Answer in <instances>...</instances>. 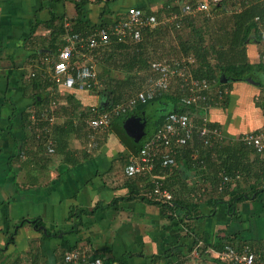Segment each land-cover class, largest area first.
<instances>
[{
    "label": "crops",
    "instance_id": "obj_1",
    "mask_svg": "<svg viewBox=\"0 0 264 264\" xmlns=\"http://www.w3.org/2000/svg\"><path fill=\"white\" fill-rule=\"evenodd\" d=\"M104 1H108L107 6L91 2L83 8L87 27L100 24L104 18L118 20L130 7L159 11L160 20H167L170 14L178 12V0ZM115 1L120 4L114 5ZM18 5L32 13L25 25L6 17V13ZM52 16L61 17L63 23L74 20V4L64 0H0V264H63L61 257L66 248L79 246H87L94 256L103 258L107 264H119L120 260L123 264H151L150 256L172 246H178V251L183 253L184 264H227L217 258L216 251L209 248L200 253L198 248L202 247L201 244H215L224 233L238 234L241 240H264V180L221 197L219 194L222 192L217 190L221 179L214 188L208 182L209 172L218 168L217 160L206 161L209 166L202 177L186 167L183 159L173 174L163 177L167 179L169 191L176 192L183 202L192 203V211L188 214H194L192 208L196 204V212L200 214L196 219H187L180 225L178 219L169 222L168 215L159 206L130 199L135 194L143 196L150 185L124 175V167L133 155L129 147L132 139L123 129L126 119L115 121L113 126L105 129L92 130L93 136L91 134L88 140L68 138L67 152L70 151L71 155L66 154L67 159L47 154L43 146L34 147L31 151L25 149L27 154L23 152L28 145L25 144L26 135L20 128L19 117L22 112L33 115L29 98L24 97V74L31 67L39 69L42 66L47 70L55 52L64 44L65 32L59 33L55 29L58 35H54L56 40H60V45L51 52L49 44L54 38V30L47 28L45 23ZM36 21L41 23L33 34L31 28ZM53 26H59V20ZM40 27L45 31L39 32ZM259 50L260 46L256 45L248 49L251 63L258 62ZM42 52L45 54L38 55ZM7 56H12L15 62L20 60V68L13 70L12 65H8L10 60ZM43 57L48 58V65L39 64ZM225 79L219 77V83L225 84L226 104L212 107L206 114L208 121L215 123L222 132L220 146L238 144L242 135L264 132V99L261 101L264 90L260 97L258 92L249 90L254 84H246L244 82L247 81L242 80L237 81L238 85H231L230 80L223 82ZM256 83L261 86L260 82ZM50 92L53 96L57 93L65 96L64 92L56 93L51 88ZM73 93L82 107H101L104 103L95 94ZM249 94H252V104L247 98ZM58 101L55 106L50 103L51 107L65 103L64 99ZM250 105H253L252 109ZM13 112L16 113L12 117ZM9 118L14 122L11 127ZM56 119L53 117L51 126ZM58 121L62 119L58 118ZM86 127L92 129L88 125ZM121 133L128 139H122ZM103 138L105 142L101 143ZM49 142L51 139L47 141V149ZM259 154L260 158L264 156V152ZM213 176L219 178L221 173L215 172ZM226 178L232 181L225 188L233 191L232 186L242 179V175L238 173ZM259 189L263 191L255 193ZM239 192L251 195V199L234 203L232 195ZM187 225L193 226L196 236L201 238V243L190 255L185 253L186 246L193 242L192 238L185 237ZM12 233L13 243L6 245ZM128 254L129 257L124 259Z\"/></svg>",
    "mask_w": 264,
    "mask_h": 264
},
{
    "label": "trees",
    "instance_id": "obj_2",
    "mask_svg": "<svg viewBox=\"0 0 264 264\" xmlns=\"http://www.w3.org/2000/svg\"><path fill=\"white\" fill-rule=\"evenodd\" d=\"M51 1L56 2L63 0ZM64 1L74 4L76 18L71 21L67 20L73 31L79 32L94 29L96 27H107L110 26L113 21H116L104 18L100 24L87 27L88 24H86V21L83 18V8L86 4L91 2H88V0ZM95 2L98 4H104L105 6L108 4V1L104 0H96ZM226 5H230L229 7H231L228 8L229 12L227 11V13L224 11ZM235 5L236 0H223L219 5L212 7L209 12H198L194 16L186 17L178 23H172L171 27L165 28V26L163 28L157 27L152 30H144L142 32V40L139 43L127 44L116 42L115 39H113L112 43L107 45V47L91 53L96 65L101 67V72L98 73L101 87L84 92L99 96L104 103L101 107L99 106L97 108L101 112L109 111L115 105L125 103L128 99L134 97L137 92L148 86L157 78V75L153 73L150 68L152 61H171L175 59H185V67L195 79L212 81L221 89H225V84L222 85L219 83L220 76L231 82L251 79L258 83L260 82L262 87L264 85V52L259 51L258 62L251 63L248 59L247 51L250 49V46H259L262 42L255 18L259 17L260 19H264V1L250 3L247 6L242 7L239 11L235 8ZM139 9L147 15H155L156 17H159L160 14L159 11L150 12L143 7ZM105 12L103 14L109 13ZM213 12L216 15L215 18L210 16ZM123 15H125V13ZM58 20L59 26H53L55 21ZM40 23L41 22L36 21L31 28V33H35L37 25ZM165 24L166 23L160 25ZM45 25L47 28H52L54 30L53 35L57 34L55 29H57L59 33L64 32V23L61 17L52 16ZM170 29L175 32V35L172 38L169 34ZM53 37L54 38L49 44L50 47H52L51 52L56 50L60 45V40H56L55 35ZM170 39L176 41L177 46H173L171 56L161 58L160 56L162 55V52L164 53L165 49L163 48L164 50H159L158 47H163L166 41H169ZM147 50L152 52L146 53ZM40 54L44 55L45 53L42 52L38 55ZM152 54L154 56V58L152 56L153 59H151L150 56ZM117 56H120L119 61L116 58ZM7 59L10 60L13 70L19 67L16 66L12 56H7ZM121 59H123V61H121L122 63L120 64L119 62ZM117 65H120L121 68L118 69ZM110 68H117L118 70L123 71L125 77L120 80H112L111 78H108L110 77ZM24 76V79L26 80L23 83L24 97L29 98V107L33 109L34 121L31 120V113L28 114L22 112L19 117L20 128L24 130L26 135L25 144L28 145H26L28 149L24 148L23 152L27 154L26 150L29 151L34 147L41 148L43 146L47 154H56L67 159L66 154L70 153L69 155H71V152L69 151L68 153L67 149L69 150V139L72 136L76 139L88 140L92 132L96 131L94 128L88 129L86 127V125H88L86 122H88V119L93 115L91 109L96 106L82 107L80 101L74 97L73 92L76 90L66 89L59 86L61 83L49 79L47 76V70L42 66H40L39 69L31 67L30 71L24 74ZM50 88L51 91L55 90L56 93L60 91L64 92L62 94L65 96H61L58 93L53 96L50 92ZM68 91H71L72 93H66ZM186 93V88L181 87L178 79L172 80L170 81L167 90L159 92L154 99L145 103L136 102L133 106L128 108L126 112L118 115L112 114L108 126L111 127L115 121H124L130 116L142 117L146 122L145 135L147 137L152 135L162 125L164 118L168 113H186L187 111L194 113L193 122L199 125L201 123L199 119H201V116H204L206 113H204L202 109L195 110V108L190 106L185 107L181 102V98ZM225 97H227V95H225ZM59 98L64 99V105L60 104L56 108L51 107L52 104L50 105V103L52 102L54 106L58 105ZM215 103L217 104H213V107L216 108L225 105L226 100L217 101ZM11 108L14 110L13 106H11ZM15 113L16 112H13L12 117ZM53 117L57 119L51 126L50 122L53 121ZM58 118H61L62 121L59 122ZM9 123L10 127L14 125L12 118H9ZM207 126L209 128L217 127L215 123H210L209 121L207 122ZM85 127L90 131L86 130ZM243 136L244 135L238 138V144H222L220 146V143L222 142H219L218 140L214 142L211 147H208L204 144L202 138H198L197 135L193 134L191 140L177 152V155L175 156L176 167L172 174L176 171L177 164L183 159V163L186 167L190 168L196 176L202 177L204 170L209 166V164H206V161L209 163V161L213 162L217 160V170L214 168L209 172L210 175L208 182L213 188L216 183L219 184L220 179L222 181V177H234L238 173L242 175L241 180L238 179L235 181V184L233 183V191L225 187L221 191L217 188L219 193L222 192L219 194L221 197L227 193L231 194V192H238L242 188L244 189L248 187V185L264 180V156L260 158L261 154H259L252 146L245 144L241 140ZM120 137L124 140H126V138L128 139L123 133L120 134ZM49 139H51L53 144L51 145V147L53 146V152L51 153L48 152V149L46 148ZM130 141L131 144L129 147L131 154H137L142 145V140L139 143H135L133 140ZM104 142L105 138L102 139L101 143ZM196 154H198V156ZM213 154L214 157L212 158L211 156H213ZM154 164L152 174L155 180L154 182H152L147 176L133 178L143 182L146 181L145 183L149 184L150 188L143 196L135 194L129 198L159 206L162 212L168 215L167 218L169 222L178 219L177 222L180 225L187 219H196L195 217L200 215L196 212V204H194L195 207L193 206L192 208L194 209V214H188V211H192L190 210L192 203L188 201L183 202L176 192L170 190V193H172V200L170 203L156 202L148 198V194L153 191L156 182H162L166 188L168 186L166 184L167 179H163L165 176V170L161 167L160 160H156ZM215 172L217 174L221 173V176L219 178L213 176ZM233 179L235 180V178ZM203 187H206L205 183H203ZM260 191L263 190L259 189L258 191H255V193ZM244 199H251V195L248 196L244 192L232 195V201H234V203ZM234 203L231 204V208ZM178 212L181 214L178 215ZM201 217H204V215ZM34 223H37V220H35ZM38 226L39 225H36V227ZM193 230V226L187 225L185 237L193 239L191 245L186 246L185 253H188L189 255L194 251L197 244L201 243V238L197 237ZM47 234H49V231H47ZM47 234H45V236H48ZM13 237L14 234H10L6 245L13 243ZM201 245L202 247L200 246L201 248H198L199 251H201L200 253H204L209 248L213 251L220 252L226 245L234 247L248 245L258 257L264 258V240H241L238 234L224 233V236L219 237L215 244ZM177 248L178 246L168 247L164 252L150 256L151 264H184L182 260L185 256L181 251H178ZM70 249L72 248L67 247L66 251ZM128 257L129 254L126 255L124 259ZM61 258V261L63 262V255ZM118 263L123 264V261L120 260Z\"/></svg>",
    "mask_w": 264,
    "mask_h": 264
},
{
    "label": "built area",
    "instance_id": "obj_3",
    "mask_svg": "<svg viewBox=\"0 0 264 264\" xmlns=\"http://www.w3.org/2000/svg\"><path fill=\"white\" fill-rule=\"evenodd\" d=\"M79 1V0H74ZM96 0H88L95 2ZM223 0H178V12L170 14L168 19L158 21L155 15H147L141 9L127 8L124 17L113 21L110 26L96 27L85 31H73L69 22L64 23L63 46L58 48L54 60L49 63L47 76L69 90L80 92L101 87L98 78V70L93 53L116 42L135 44L142 40L144 30L155 29L166 22L178 23L184 17H192L198 12H209L212 7L219 5ZM264 0H236L235 8L239 11L250 3ZM261 36V51L264 52V19L255 18ZM264 58V56H263ZM48 58L43 57L39 64H48ZM151 71L157 75L148 86L137 92L134 97L125 103L115 105L111 110L101 112L97 107L91 109L93 115L87 124L94 129L108 127L112 114L118 115L126 112L136 102L145 103L155 98L164 90H167L170 81L179 80L181 87L186 88V94L181 98L185 107L202 109L204 113L213 107L215 102L224 100L225 91L212 81L198 80L185 67V59L171 61H152ZM264 89V85H263ZM191 111L186 113H168L162 125L150 136L142 139V145L137 154L132 155L124 167V175L127 178L149 176L154 182L153 169L156 160H160L161 167L167 176L176 167L175 156L192 138L193 134L202 138L205 145L211 147L214 142L222 140V132L218 128L207 126V115L201 116L200 124L193 122ZM31 120L34 121L33 115ZM241 140L248 146H252L258 153L264 152V132L249 133ZM49 142L48 152H53ZM228 181V182H227ZM231 179L222 177L218 190H223ZM148 198L156 202L170 203L172 194L162 182L154 184L153 191ZM217 258L227 264H264V258L258 257L248 245L234 247L226 245L224 249L216 253ZM63 264H107L101 257L94 256L87 246L74 247L63 254Z\"/></svg>",
    "mask_w": 264,
    "mask_h": 264
},
{
    "label": "rangeland",
    "instance_id": "obj_4",
    "mask_svg": "<svg viewBox=\"0 0 264 264\" xmlns=\"http://www.w3.org/2000/svg\"><path fill=\"white\" fill-rule=\"evenodd\" d=\"M153 1V0H152ZM114 5L116 4V5H119L120 4V2H114L113 3ZM230 5H226L225 6V12L227 13V11L229 12V9L228 8H231V7H229ZM227 7V8H226ZM31 15H32V13L28 10V9H25L24 7L22 8V5H18L16 8H14V7H12V9L10 10V11H8L7 13H6V17L7 18H9V19H11L13 22L15 21V23H23L24 25H25V22L27 23V20L28 19H30V17H31ZM210 16H212V18H215V14H214V12L213 13H211L210 14ZM158 18V17H157ZM160 19L158 18V21H159ZM24 21V22H23ZM166 26V27H165ZM172 26V24H170V22H166V24L165 25H159V26H157V27H165V28H167V27H171ZM156 27V28H157ZM45 31V29L42 27H40V29H39V32H44ZM168 34V33H167ZM169 34H170V36H171V38L175 35V32L173 31V30H169ZM167 37V36H166ZM173 46H177V44H176V41H174L173 39H170L169 41H166V43L164 44V46L163 47H158V49L160 50V49H162V50H164V53L162 52V55L160 56L161 58H165V57H168V56H171L172 55V48H173ZM260 46V50L259 51H261V44L259 45ZM164 48V49H163ZM157 49V50H158ZM149 52H152V51H149V50H147L146 51V53H149ZM151 56V59H153L154 58V56H153V54L152 55H150ZM152 56H153V58H152ZM158 56V55H157ZM117 58V60L119 61V59H120V56H117L116 57ZM18 59V58H17ZM16 59V60H17ZM155 59H157V58H155ZM116 60V61H117ZM121 61H123V59H121L120 60V64L122 63ZM21 62H22V60H21ZM8 63V62H7ZM16 63V65H18L19 67L18 68H20V66H21V63H20V60L18 61H16L15 62ZM11 63L9 62V64L8 65H10ZM0 65H2V61L0 62ZM12 65V64H11ZM116 65V64H115ZM97 66V65H96ZM117 67H118V69L119 68H121V66L120 65H117ZM97 69H98V73H100L101 72V67H98L97 66ZM111 69V72H110V77H108V78H111L112 80H120V79H123L124 77H125V73L123 72V71H120V70H118L117 68H110ZM103 78H105V77H103ZM103 80V79H102ZM255 82V81H254ZM231 83V85H238V82L237 81H232V82H230ZM244 83H246V84H249V83H247V82H244ZM251 85V84H250ZM252 86V88H249L248 86V88H249V90H250V92H254V93H257L258 92V96H260L261 97V95L262 94H260L261 93V91H262V93H263V86L261 87L260 85H251ZM55 95V94H54ZM247 98L249 99V101H250V103L252 104L253 102H252V94H249L248 96H247ZM60 100H61V98H59ZM261 101H263V99H264V95L261 97ZM260 101V102H261ZM83 102H85V103H87V101H85V100H83ZM230 107V106H229ZM252 107H253V105H250V108L252 109ZM145 127H146V125H145ZM145 134H146V130H145ZM146 136V135H145ZM144 136V137H145ZM143 137V138H144ZM142 138V139H143ZM141 139V140H142ZM215 260V259H214ZM212 264H217L216 262H213Z\"/></svg>",
    "mask_w": 264,
    "mask_h": 264
},
{
    "label": "water",
    "instance_id": "obj_5",
    "mask_svg": "<svg viewBox=\"0 0 264 264\" xmlns=\"http://www.w3.org/2000/svg\"><path fill=\"white\" fill-rule=\"evenodd\" d=\"M227 81L228 79H225L223 82L226 83ZM246 81L248 83L257 85V83L251 79H247ZM145 125L146 122L142 117L130 116L125 120L123 129L125 130L127 136H129L135 143H139L145 136ZM43 230L45 231V229Z\"/></svg>",
    "mask_w": 264,
    "mask_h": 264
}]
</instances>
